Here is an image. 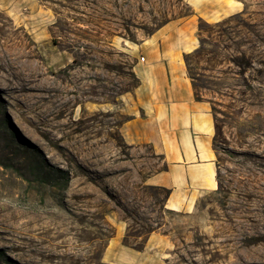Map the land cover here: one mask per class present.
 Listing matches in <instances>:
<instances>
[{"label":"rangeland","instance_id":"rangeland-1","mask_svg":"<svg viewBox=\"0 0 264 264\" xmlns=\"http://www.w3.org/2000/svg\"><path fill=\"white\" fill-rule=\"evenodd\" d=\"M193 1L0 4V264H124L121 249L137 257L125 264H233L245 215L264 235V0L198 19L185 57L214 117L215 193L166 209L167 192L139 173L147 149L119 131L140 44L193 17Z\"/></svg>","mask_w":264,"mask_h":264},{"label":"crops","instance_id":"crops-1","mask_svg":"<svg viewBox=\"0 0 264 264\" xmlns=\"http://www.w3.org/2000/svg\"><path fill=\"white\" fill-rule=\"evenodd\" d=\"M192 7L193 17L167 23L140 44L133 67L138 85L122 98L119 128L132 151H148L138 162L143 184L165 190V208L183 213L219 187L214 117L209 103L196 98L185 57L198 48V19L218 21L237 10L230 0H194ZM128 252L121 249L115 261L134 263Z\"/></svg>","mask_w":264,"mask_h":264},{"label":"bare ground","instance_id":"bare-ground-1","mask_svg":"<svg viewBox=\"0 0 264 264\" xmlns=\"http://www.w3.org/2000/svg\"><path fill=\"white\" fill-rule=\"evenodd\" d=\"M19 90L29 94L34 88L27 83H22L19 85ZM244 218V221H239L237 235L239 238L228 246L227 251L235 257L233 264H264V235L250 233V230L254 228L252 216L248 214Z\"/></svg>","mask_w":264,"mask_h":264},{"label":"trees","instance_id":"trees-1","mask_svg":"<svg viewBox=\"0 0 264 264\" xmlns=\"http://www.w3.org/2000/svg\"><path fill=\"white\" fill-rule=\"evenodd\" d=\"M188 72V71H187ZM192 82V81H191ZM193 85V84H192ZM193 88H194V86H193ZM196 98L198 99V100H200L197 96H196Z\"/></svg>","mask_w":264,"mask_h":264}]
</instances>
